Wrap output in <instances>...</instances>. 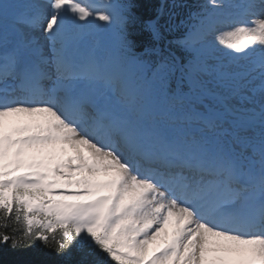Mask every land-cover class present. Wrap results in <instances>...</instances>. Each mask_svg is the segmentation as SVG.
Listing matches in <instances>:
<instances>
[{"label":"snow or ice","instance_id":"1","mask_svg":"<svg viewBox=\"0 0 264 264\" xmlns=\"http://www.w3.org/2000/svg\"><path fill=\"white\" fill-rule=\"evenodd\" d=\"M133 7L0 0V244L60 264H264V0H203L168 49L169 5L147 35ZM97 20L106 58L81 52Z\"/></svg>","mask_w":264,"mask_h":264},{"label":"trees","instance_id":"2","mask_svg":"<svg viewBox=\"0 0 264 264\" xmlns=\"http://www.w3.org/2000/svg\"><path fill=\"white\" fill-rule=\"evenodd\" d=\"M123 3L130 2L135 5L132 8V12L137 19L129 23V32L138 35L145 32L144 22L148 19H154L156 17L157 9L162 3H167L169 8L160 15L159 25L162 33V39L160 41V47L168 49L170 47L169 41L179 38L182 31L185 30L184 21L190 20L189 13H195L198 9L197 6L203 2V0H180L181 3L187 5L186 8L180 10L171 9L172 0H122ZM187 18L186 20H184ZM184 20V21H182ZM173 51H177L176 45H171ZM139 50V49H138ZM180 54V52H177ZM32 243V242H29ZM11 241L8 244H0V264H60L62 257L57 255L55 251L50 248H46L41 242L37 241L32 243L31 247L20 246L12 248ZM84 252L92 251L87 247L84 248ZM72 259L79 260L83 253L79 251L75 246L72 249ZM94 257H89L93 259Z\"/></svg>","mask_w":264,"mask_h":264},{"label":"rangeland","instance_id":"3","mask_svg":"<svg viewBox=\"0 0 264 264\" xmlns=\"http://www.w3.org/2000/svg\"><path fill=\"white\" fill-rule=\"evenodd\" d=\"M114 2L118 3L117 0H114ZM91 29L95 30L99 34L98 37L99 40L102 41L103 51L111 54L117 44L115 30L106 26L102 21L98 23L94 22Z\"/></svg>","mask_w":264,"mask_h":264},{"label":"bare ground","instance_id":"4","mask_svg":"<svg viewBox=\"0 0 264 264\" xmlns=\"http://www.w3.org/2000/svg\"><path fill=\"white\" fill-rule=\"evenodd\" d=\"M96 2L98 1L94 0V3ZM33 35L37 37H42L43 33L40 30H36L33 32ZM44 43L47 47V42L44 41ZM96 49H99L96 41H94V39L91 38L90 36H87L82 46V49H81L82 55H85L87 57L90 53H93L96 56L101 57V58H106L107 56L110 55V53H107V52H97Z\"/></svg>","mask_w":264,"mask_h":264}]
</instances>
